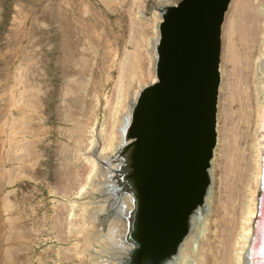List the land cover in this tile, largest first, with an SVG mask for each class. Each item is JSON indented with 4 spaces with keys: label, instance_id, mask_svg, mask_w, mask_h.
I'll list each match as a JSON object with an SVG mask.
<instances>
[{
    "label": "rangeland",
    "instance_id": "374dc122",
    "mask_svg": "<svg viewBox=\"0 0 264 264\" xmlns=\"http://www.w3.org/2000/svg\"><path fill=\"white\" fill-rule=\"evenodd\" d=\"M155 3L0 0V264H90L94 229L78 234L71 211L93 128L121 111L123 65L134 67L130 88L150 81ZM222 176L217 167L216 197Z\"/></svg>",
    "mask_w": 264,
    "mask_h": 264
},
{
    "label": "bare ground",
    "instance_id": "6f19581e",
    "mask_svg": "<svg viewBox=\"0 0 264 264\" xmlns=\"http://www.w3.org/2000/svg\"><path fill=\"white\" fill-rule=\"evenodd\" d=\"M155 4L161 6H155L160 15L155 16L149 83L156 81L159 9L168 2L156 0ZM222 41L219 97L223 127L217 128L218 148L210 168L213 185L217 167L222 168L220 195L215 196L214 187L208 191L204 204L191 217L189 235L164 264H264V216L258 228L255 225L264 171V0H231ZM124 65L116 86L121 111L111 127L100 123L93 128L91 152L85 157L87 177L77 193L79 205L71 211L72 221L81 216L85 224L78 234L94 229L86 250L90 264H122L129 247L133 201L116 195L115 174L120 168L119 151L127 143L131 110L147 83L136 78L130 88L134 67ZM99 139L104 141L101 150L97 149Z\"/></svg>",
    "mask_w": 264,
    "mask_h": 264
},
{
    "label": "water",
    "instance_id": "95a60500",
    "mask_svg": "<svg viewBox=\"0 0 264 264\" xmlns=\"http://www.w3.org/2000/svg\"><path fill=\"white\" fill-rule=\"evenodd\" d=\"M230 3L222 0L215 10V0H181L159 9L156 81L134 103L117 158L114 192L133 201L122 264H164L176 255L191 217L213 190L222 31ZM263 202L264 171L257 228Z\"/></svg>",
    "mask_w": 264,
    "mask_h": 264
},
{
    "label": "flooded vegetation",
    "instance_id": "af4514ba",
    "mask_svg": "<svg viewBox=\"0 0 264 264\" xmlns=\"http://www.w3.org/2000/svg\"><path fill=\"white\" fill-rule=\"evenodd\" d=\"M215 3H217L216 6H215V10H218L220 5H221V3H222V0H215Z\"/></svg>",
    "mask_w": 264,
    "mask_h": 264
}]
</instances>
